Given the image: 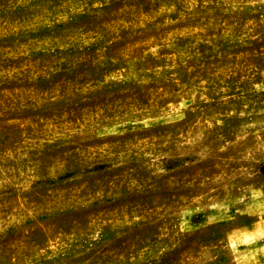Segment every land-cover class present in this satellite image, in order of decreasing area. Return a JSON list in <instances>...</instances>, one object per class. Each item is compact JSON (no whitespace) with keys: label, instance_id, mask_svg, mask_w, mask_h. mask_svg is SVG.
Wrapping results in <instances>:
<instances>
[{"label":"rangeland","instance_id":"1","mask_svg":"<svg viewBox=\"0 0 264 264\" xmlns=\"http://www.w3.org/2000/svg\"><path fill=\"white\" fill-rule=\"evenodd\" d=\"M0 264H264V0H0Z\"/></svg>","mask_w":264,"mask_h":264},{"label":"crops","instance_id":"2","mask_svg":"<svg viewBox=\"0 0 264 264\" xmlns=\"http://www.w3.org/2000/svg\"><path fill=\"white\" fill-rule=\"evenodd\" d=\"M250 234H251V232H250Z\"/></svg>","mask_w":264,"mask_h":264}]
</instances>
